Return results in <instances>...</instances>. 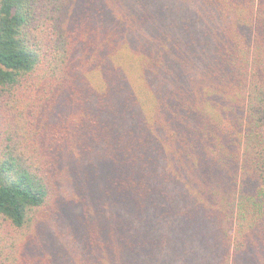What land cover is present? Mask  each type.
I'll list each match as a JSON object with an SVG mask.
<instances>
[{
	"label": "trees",
	"instance_id": "1",
	"mask_svg": "<svg viewBox=\"0 0 264 264\" xmlns=\"http://www.w3.org/2000/svg\"><path fill=\"white\" fill-rule=\"evenodd\" d=\"M0 264H264V0H0Z\"/></svg>",
	"mask_w": 264,
	"mask_h": 264
},
{
	"label": "rangeland",
	"instance_id": "2",
	"mask_svg": "<svg viewBox=\"0 0 264 264\" xmlns=\"http://www.w3.org/2000/svg\"><path fill=\"white\" fill-rule=\"evenodd\" d=\"M66 222V221H65ZM60 226H61V228H62V230H63V232H62V235H64L65 236V238H63V237H61L60 236V239L57 237V235H56V232L53 230V231H51L52 232V234L53 235H55V237H56V239L60 242L61 240H66L67 238H68V234H67V229L65 228V226L64 225H61L60 224Z\"/></svg>",
	"mask_w": 264,
	"mask_h": 264
}]
</instances>
